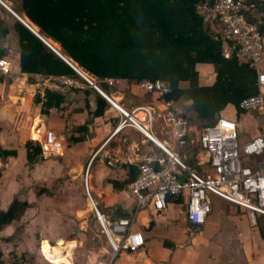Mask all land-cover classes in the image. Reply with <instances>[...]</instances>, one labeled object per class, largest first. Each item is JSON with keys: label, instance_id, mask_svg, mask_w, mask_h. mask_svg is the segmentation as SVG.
<instances>
[{"label": "crops", "instance_id": "obj_1", "mask_svg": "<svg viewBox=\"0 0 264 264\" xmlns=\"http://www.w3.org/2000/svg\"><path fill=\"white\" fill-rule=\"evenodd\" d=\"M4 47L7 51L12 50L10 59L13 62V74L0 77V146L5 151H16L17 157L7 159L6 163L0 162V208L8 211L15 201L28 204L31 208L19 222L5 228L0 234L4 231L7 234L10 229L11 238H21V234L27 233L32 235L35 243L31 239L30 242L35 244V250L36 245L39 246L43 260L44 243L56 250L54 247H58L57 243L63 242L66 245L62 257L68 264H75L79 260L81 264H264V236L259 227L251 226L243 210L215 199L212 214L201 227H194L187 221L184 200L178 203L170 201L168 209L163 213H157L155 210L136 212V205L128 194V186L120 191L115 189V186L123 187L125 183L130 182L129 179L136 180V168L114 171L99 161L92 167L93 199L101 211L112 219L134 216V229L145 238V246L138 252H124L115 257L106 239L97 234L99 229L91 214L90 204L84 198L81 182L77 178L82 176L83 170L80 172L79 169L84 167V164L86 166L90 154L100 147L118 124L116 109L108 102L105 115L93 123L90 113L95 110L97 102L94 91L100 95L101 93L78 78L73 80L82 88L67 93L68 88L57 86L52 81L53 78L43 79V76L38 74H23L20 69L18 39L13 32L4 40ZM197 71L201 86L209 87L215 84L216 73L213 66L200 65ZM83 75L92 79L98 86L96 78L88 74ZM117 81L119 91L110 88L107 94L99 86L98 88L128 110L136 106L155 104V98L140 89L138 83ZM47 89L61 93H64L65 89L67 100L61 107L66 106V111L52 109L48 116L42 114L44 102L36 105V99L41 96L44 100V92ZM85 102L89 109L85 108ZM77 109L83 112L76 113ZM222 118L238 124L241 142L249 141L264 129V109L246 111L240 115L234 105H229L222 112ZM37 119L38 122L41 121L37 126L41 139L33 140L31 133ZM85 124H88L89 128L93 127L91 137L84 142L68 145L66 139L72 136V127ZM47 131L54 133L62 143V148L59 153L48 158L43 156L39 163L30 167L25 146L31 141L37 144ZM125 134L138 144L144 141L133 129L126 130ZM157 135L162 143L167 142L173 147L171 137L166 136L161 128L157 129ZM146 147L158 152L151 143L146 144ZM197 153L198 150L191 156L182 149V160L191 164L190 155L193 163L186 164L193 170L200 169L202 174L203 168ZM56 155H60L62 159L60 168L53 161L57 159ZM2 166H6L5 170H1ZM37 188L47 190L50 196L45 194L38 197ZM27 216L29 222L26 226ZM17 226H20L19 230ZM21 241L19 244L14 243L12 253L15 252L17 256L23 253L21 256L24 257L26 254L30 255L29 245ZM45 264L50 262L46 260Z\"/></svg>", "mask_w": 264, "mask_h": 264}, {"label": "trees", "instance_id": "obj_2", "mask_svg": "<svg viewBox=\"0 0 264 264\" xmlns=\"http://www.w3.org/2000/svg\"><path fill=\"white\" fill-rule=\"evenodd\" d=\"M6 1L11 3V9L17 15L26 18L36 27L39 35L51 42L79 71L96 78L103 92L108 94L110 88H116L117 80H126L131 84L144 80H162L171 88L166 99L179 104L186 102L185 108L192 116L190 123L199 126L200 130L216 125L229 105H234L240 115L244 114L240 108L241 102L258 94L257 74L241 60L237 51L230 56L224 55L221 34L215 33L201 13L202 6H212L216 0ZM245 1L256 10V13L247 15L248 20L257 25L264 36V0ZM0 9V58L10 60L12 74L13 62L8 56V49L4 47V40L13 32L18 39L20 69L23 74H38L43 79L53 78L57 86L68 88L67 93L77 91L72 86L62 85L59 78H78L84 81L80 75L1 3ZM200 65L214 67V85H200L197 71ZM111 79L113 82H108ZM94 92L97 96L96 108L90 114L93 123H96V119L105 115L109 104ZM67 95L47 89L44 100L38 96L36 105L44 102L42 114L45 116L52 109L66 111V106L61 105L65 104ZM85 105L89 109L86 102ZM82 112L76 110V113ZM92 129L88 124L72 127V136L66 139L67 144L86 141L91 137ZM25 150L30 167L42 160L43 150L39 144L28 142ZM184 150L192 156L198 146L189 143ZM11 157H17V152L5 151L0 146V162L6 163ZM134 175H137L135 171ZM133 180L129 179L130 182L123 187L115 186V189L120 191ZM36 194L38 197L45 194L50 196L47 190L39 188ZM215 199L221 200L212 197L211 205ZM170 201L181 202L173 199ZM29 208L31 206L19 201H15L8 211L0 208V233L19 222ZM257 227L264 236V217L258 219ZM4 257L0 249V264H7Z\"/></svg>", "mask_w": 264, "mask_h": 264}, {"label": "built area", "instance_id": "obj_3", "mask_svg": "<svg viewBox=\"0 0 264 264\" xmlns=\"http://www.w3.org/2000/svg\"><path fill=\"white\" fill-rule=\"evenodd\" d=\"M201 13L215 33L224 41V55L237 51L241 60L257 74L259 92L244 99L240 108L244 111L264 109V36L247 15L256 13L253 5L245 0H216L214 5H204ZM12 74V63L0 58V75ZM84 81L97 90L116 109L118 124L106 140L91 154L83 175V189L90 204L91 214L101 234L109 244L113 255L136 253L145 246L142 233L136 232L134 216L113 220L101 211L92 197L90 171L95 162H104L111 170L136 168L137 178L128 184V194L136 205V212L155 210L163 213L171 199L186 202V218L194 227L207 223L212 214L211 198H219L237 209L243 210L252 227L264 217V129L247 142H241L239 127L223 118L213 126L193 136L189 114L173 100H167L171 92L162 80H144L137 84L146 94L155 98V104L136 106L130 110L115 103L103 93L92 79ZM62 85L82 88L74 80L59 78ZM108 82L112 83L113 80ZM118 83V81H116ZM166 136L171 137L173 147L162 143L157 135V123ZM138 132L144 141L134 142L126 130ZM152 144L154 149L146 147ZM189 143L198 146L197 157L201 161L202 174L188 167L178 155ZM44 158L62 148L53 132L47 131L38 140ZM97 264H105L98 262Z\"/></svg>", "mask_w": 264, "mask_h": 264}, {"label": "rangeland", "instance_id": "obj_4", "mask_svg": "<svg viewBox=\"0 0 264 264\" xmlns=\"http://www.w3.org/2000/svg\"><path fill=\"white\" fill-rule=\"evenodd\" d=\"M2 2L6 5V7H8V8H10L11 9V3L10 2H8V1H6V0H2ZM5 7V6H4ZM5 7V8H6ZM7 9V8H6ZM8 10V9H7ZM12 10V9H11ZM0 11H1V9H0ZM9 11V10H8ZM37 30V29H36ZM52 46H53V44L51 43V42H49ZM53 47H55V46H53ZM55 49L58 51V49L55 47ZM8 56L9 57H11L12 56V50H9V53H8ZM113 89H115V90H120V88H119V85L116 87V88H113ZM64 94H66V92H65V89H64ZM185 103H183V102H181L180 103V105L181 106H183V107H185V105H184ZM223 118H227V117H225V116H223ZM38 123V119L36 120V122H35V125H34V127L32 128V131L33 130H36L37 129V126L38 125H40V124H37ZM162 126V121L161 122H159V123H157V127L158 128H160ZM36 132H37V130H36ZM201 132V130H200V127L199 126H197V125H193V130H192V133H193V136L194 137H196V134L197 133H200ZM33 133V132H32ZM32 133H31V137H32ZM38 133V132H37ZM32 139H33V137H32ZM41 139V138H40ZM33 140H35V139H33ZM58 153H59V151H58ZM178 155L181 157V159H183L182 158V150H179V152H178ZM57 156V155H56ZM55 158H57V159H54L53 161H54V163L55 164H57L58 165V168H60V165H62V162H61V156L60 155H58L57 157H55ZM60 159V160H59ZM185 163H187L188 165H191L188 161H184ZM96 163V162H95ZM94 163V164H95ZM18 165H21V163H18ZM5 167L6 166H2L1 167V170H5ZM85 168H86V166H85V164H84V167L83 166H81V168L79 169L80 170V172H81V170H83L81 173H82V176L81 177H79V178H77V180L78 181H80L81 182V185H82V188H83V175H84V172H85ZM197 171L198 172H200L201 170L200 169H197ZM65 174H66V171H65ZM69 175V171H68V173H67V176ZM92 175V169H91V171H90V176ZM68 180L70 179V177L69 178H67ZM57 190V189H56ZM83 191H84V189H83ZM92 194V197H93V192L91 193ZM84 198H85V200H87L86 199V196H85V192H84ZM86 203H87V201H86ZM31 217V216H30ZM28 218H29V216H27L26 217V219H25V223H26V226L28 225V222H29V220H28ZM7 229V228H6ZM20 229V226H17V230H19ZM9 231H10V229L9 230H7V234H6V232L4 231V233L3 234H0V249L2 250V252L4 253V256H6V257H4L5 258V262L7 263V264H45V262H44V260H43V258L41 257V254L39 253V246H37L36 245V250H35V242L33 241V238H32V235L30 236V234H21L22 235V237L21 238H11L10 237V235L9 234H12V233H9ZM97 234H99V233H97ZM9 239V240H8ZM30 239L34 242V243H32V242H30ZM104 239V238H103ZM8 240V241H7ZM22 240V241H21ZM25 240V241H24ZM29 240V241H28ZM20 241L21 242H26L28 245H29V247H28V250H30V255H27L26 254V256L24 257V255H22L21 256V254H23V253H21L20 254V256H17L16 254H15V252H13L12 253V251H14V243L15 244H19L20 243ZM65 245L66 244H64L63 242H58L57 243V246L58 247H55V249L56 250H53V248L52 247H50V246H48V244L47 243H44V255H45V257H46V260L48 261V262H50V264H56L55 263V261H56V257H60V258H63L62 257V251H63V248L65 247ZM17 246V245H16ZM51 251H53L54 252V255H52L50 252ZM11 252V253H10ZM25 258V259H24ZM76 262V261H75ZM78 262H80V263H78ZM62 264H68V261H66L65 259H63V262H62ZM70 264V263H69ZM75 264H81V261L79 260V261H77V263H75Z\"/></svg>", "mask_w": 264, "mask_h": 264}, {"label": "water", "instance_id": "obj_5", "mask_svg": "<svg viewBox=\"0 0 264 264\" xmlns=\"http://www.w3.org/2000/svg\"><path fill=\"white\" fill-rule=\"evenodd\" d=\"M0 2L6 7V5L0 0ZM16 18H18L26 27H28L32 32H34L36 35H38L44 43L52 50L54 51L61 59H63L68 65H70L74 71L79 74L83 79L85 78V75L81 74L79 71H77V68L65 57H63L48 41H46L42 36L39 35L38 31L30 24L29 21L25 20L24 18L17 15L13 10L6 7Z\"/></svg>", "mask_w": 264, "mask_h": 264}, {"label": "bare ground", "instance_id": "obj_6", "mask_svg": "<svg viewBox=\"0 0 264 264\" xmlns=\"http://www.w3.org/2000/svg\"><path fill=\"white\" fill-rule=\"evenodd\" d=\"M82 73V72H81ZM39 121V120H38ZM41 122H38V124H40ZM37 130V129H36ZM36 130H33L32 132V137H33V139H40L41 137H40V133L38 132H36ZM43 134V133H42ZM52 255H54V252L53 251H51L50 252ZM57 259H56V261H55V263L56 264H62V262H63V258H60V257H56Z\"/></svg>", "mask_w": 264, "mask_h": 264}, {"label": "clouds", "instance_id": "obj_7", "mask_svg": "<svg viewBox=\"0 0 264 264\" xmlns=\"http://www.w3.org/2000/svg\"><path fill=\"white\" fill-rule=\"evenodd\" d=\"M221 40H222V38H221ZM223 41V40H222ZM224 42V41H223ZM77 68V67H76ZM77 71H78V68H77ZM81 77V76H80ZM82 78V77H81ZM83 79V78H82ZM84 80V79H83ZM258 92H259V88H258ZM244 111V110H243ZM259 111H262V110H259ZM244 112H246V111H244ZM145 239V238H144ZM44 262L46 263V260H45V257H44Z\"/></svg>", "mask_w": 264, "mask_h": 264}]
</instances>
